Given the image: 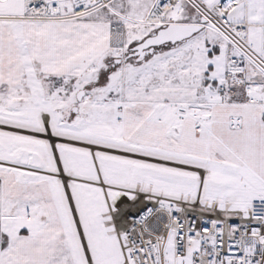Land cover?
I'll list each match as a JSON object with an SVG mask.
<instances>
[{
  "label": "snow or ice",
  "instance_id": "snow-or-ice-1",
  "mask_svg": "<svg viewBox=\"0 0 264 264\" xmlns=\"http://www.w3.org/2000/svg\"><path fill=\"white\" fill-rule=\"evenodd\" d=\"M0 264H264V0H0Z\"/></svg>",
  "mask_w": 264,
  "mask_h": 264
}]
</instances>
